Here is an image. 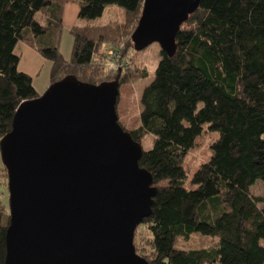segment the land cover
<instances>
[{"label": "trees", "instance_id": "16d2710c", "mask_svg": "<svg viewBox=\"0 0 264 264\" xmlns=\"http://www.w3.org/2000/svg\"><path fill=\"white\" fill-rule=\"evenodd\" d=\"M143 3L0 0V139L10 132L18 106L39 97L32 79L17 69L14 49L19 42L51 62L50 85L71 75L92 85L116 82L120 89L129 78L146 79L147 74L108 71L105 50L136 54L131 36ZM68 4L77 5V17L87 21L117 6L126 21L72 27L67 62L59 44ZM175 44L171 57L160 50L153 80L141 94L140 125L129 131L139 144L145 135L154 137L139 166L157 188L151 215L135 232V252L148 264H264V207L259 206L264 199L250 193L257 181L264 185V0H201L177 32ZM204 126L218 137L211 142L208 162L190 178L195 189L188 190L183 162ZM0 182L7 185L3 166ZM8 225L0 194V264ZM192 234L218 242L175 249L178 238Z\"/></svg>", "mask_w": 264, "mask_h": 264}, {"label": "water", "instance_id": "95a60500", "mask_svg": "<svg viewBox=\"0 0 264 264\" xmlns=\"http://www.w3.org/2000/svg\"><path fill=\"white\" fill-rule=\"evenodd\" d=\"M201 0H144L131 40L171 57ZM116 82L66 76L22 102L0 139L9 225L4 264H148L135 232L157 188L139 166L141 145L118 122Z\"/></svg>", "mask_w": 264, "mask_h": 264}, {"label": "rangeland", "instance_id": "374dc122", "mask_svg": "<svg viewBox=\"0 0 264 264\" xmlns=\"http://www.w3.org/2000/svg\"><path fill=\"white\" fill-rule=\"evenodd\" d=\"M72 9H76L77 5L71 4ZM67 11V15L63 20V26L61 30V39L59 44V52L65 61L71 59L72 44L73 40L70 35V29L74 26H105L109 23L123 24L126 21L125 12L122 8L117 6L107 7L102 16L91 21L82 20L77 17V10L72 11L70 8ZM74 9V10H75ZM78 9V8H77ZM160 47L158 44L154 43L137 52L136 54L129 53L127 56H122L119 53L124 67L119 70L108 71H123L125 74L133 72L135 74H140L141 72H146V79H131L120 86L119 89V99L117 105V116L118 122L123 129L127 132L136 130L139 125V116L141 112L140 98L144 88L153 80L154 72L160 61ZM15 55L19 57V62L17 69L19 72L28 75L32 79V86L36 93L40 96L42 95L50 86V72H51V62L43 58L35 50L28 47L22 42H19L14 49ZM118 74V73H117ZM117 76V75H111ZM113 77V78H114ZM207 126H204L203 134L198 137L195 141L194 148L186 156L183 167L188 172V180L185 187L188 190H194L195 187L189 184L191 176L196 172V170L204 163L208 162L211 157L210 145L211 142L218 137L217 134L207 133ZM154 137L152 135H145L140 141L141 148L144 152H147L152 147ZM0 166H2L0 161ZM250 193L254 197H259L264 199V185L257 181L255 185L250 189ZM0 194L6 203L8 208V190L7 185L1 184L0 182ZM264 207V203L259 205ZM140 229V228H139ZM142 230V229H141ZM146 230L139 232L142 234L141 239L146 236ZM218 242L217 238L203 236L200 234H192L189 239L178 238L175 242V249L181 250H194L198 248H205L209 245ZM141 247V246H140Z\"/></svg>", "mask_w": 264, "mask_h": 264}, {"label": "built area", "instance_id": "2783aa9c", "mask_svg": "<svg viewBox=\"0 0 264 264\" xmlns=\"http://www.w3.org/2000/svg\"><path fill=\"white\" fill-rule=\"evenodd\" d=\"M119 53L112 48L105 50V66L110 70H119L124 67V64L121 58L118 55Z\"/></svg>", "mask_w": 264, "mask_h": 264}, {"label": "crops", "instance_id": "0c3cea01", "mask_svg": "<svg viewBox=\"0 0 264 264\" xmlns=\"http://www.w3.org/2000/svg\"><path fill=\"white\" fill-rule=\"evenodd\" d=\"M70 5H71V4H68V5H65V6H64L63 14H62V20H64V18L66 17V15H67V11H68L69 7H71ZM77 8H78V7H77ZM77 8H76V9L74 8V9H75V10H74V9H72V7H71L70 10H71V12H72V11H75V12H76V10H77V13H78V9H77Z\"/></svg>", "mask_w": 264, "mask_h": 264}]
</instances>
